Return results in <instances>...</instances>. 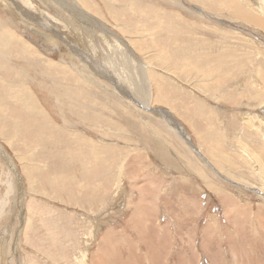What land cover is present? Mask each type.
I'll use <instances>...</instances> for the list:
<instances>
[{"label":"rangeland","instance_id":"374dc122","mask_svg":"<svg viewBox=\"0 0 264 264\" xmlns=\"http://www.w3.org/2000/svg\"><path fill=\"white\" fill-rule=\"evenodd\" d=\"M263 25L0 0V264H264Z\"/></svg>","mask_w":264,"mask_h":264},{"label":"bare ground","instance_id":"6f19581e","mask_svg":"<svg viewBox=\"0 0 264 264\" xmlns=\"http://www.w3.org/2000/svg\"><path fill=\"white\" fill-rule=\"evenodd\" d=\"M243 19H245L246 21H248L249 23H251V21L253 20V22L255 23L256 21H255V18H253L251 15H249V14H247L246 16L245 15H240ZM241 18V19H242ZM259 21V20H258ZM261 22V21H260ZM264 26V25H263ZM261 28V27H260ZM225 74V73H224ZM145 97V96H144ZM145 100V99H144ZM222 139V138H221ZM211 140V139H210ZM261 152H263V151H261ZM258 157V156H257ZM259 161H260V163L262 164V165H264V160H263V157L261 156V155H259V159H258ZM261 169H263V167L261 168ZM259 171H260V169H259ZM263 171H264V169H263Z\"/></svg>","mask_w":264,"mask_h":264},{"label":"flooded vegetation","instance_id":"af4514ba","mask_svg":"<svg viewBox=\"0 0 264 264\" xmlns=\"http://www.w3.org/2000/svg\"><path fill=\"white\" fill-rule=\"evenodd\" d=\"M1 68V67H0Z\"/></svg>","mask_w":264,"mask_h":264}]
</instances>
